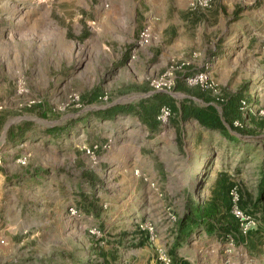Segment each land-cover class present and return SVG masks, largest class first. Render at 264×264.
I'll return each instance as SVG.
<instances>
[{
  "label": "rangeland",
  "instance_id": "obj_1",
  "mask_svg": "<svg viewBox=\"0 0 264 264\" xmlns=\"http://www.w3.org/2000/svg\"><path fill=\"white\" fill-rule=\"evenodd\" d=\"M196 1L0 0V112L7 114L0 127V251L10 253L1 264H162L158 247L174 264L169 214L180 218L188 200L206 202L219 173L242 200L245 243L201 233L178 246L175 257L188 264H264V129L257 126L264 118V0H209L206 7ZM186 10L201 17L195 27L185 22ZM142 26L149 40L139 47ZM187 66L212 70L218 92L244 88L251 102L241 126L249 133L228 140L187 123L180 149L174 130L166 131L145 144L156 190L132 185L124 171L134 144L126 131L135 120L116 117L95 126L80 118L100 105L135 100L138 93H117L125 83L154 80L166 88ZM169 70L172 76H165ZM93 87L100 99L85 103L81 96ZM7 121L30 123L21 140L4 141ZM54 125L64 129L48 135ZM98 134L101 142H91ZM112 142L99 162L95 149ZM102 164L114 182L98 185L103 228L82 196L92 191L85 174L102 172Z\"/></svg>",
  "mask_w": 264,
  "mask_h": 264
},
{
  "label": "trees",
  "instance_id": "obj_2",
  "mask_svg": "<svg viewBox=\"0 0 264 264\" xmlns=\"http://www.w3.org/2000/svg\"><path fill=\"white\" fill-rule=\"evenodd\" d=\"M202 70L203 69L200 68L192 69L183 72V75L194 74ZM181 77L182 76H180V78ZM183 83L184 82L173 83V90L176 89L184 93L190 92L191 95L201 99L206 104L198 105L192 100L186 99L181 100L178 106H176L172 96L163 91H156L139 99L135 103L114 104L106 108L95 109L91 111V113L102 119L120 113H133L151 129H155L157 127L155 115L159 108L165 105L171 112H179L181 119H194L200 126L209 130L218 131L226 138L230 139L234 137L229 134V131H235L239 134L249 133L247 129L241 126L243 123L241 101H244L245 103L248 101L242 97L240 89L233 93L218 92L217 94H212L210 90L203 89L198 85L186 87ZM148 90L149 89L145 86L141 88L131 86L121 88L117 93L123 94L129 91L147 92ZM98 92L99 91L93 87L88 93L82 95L81 98L85 103H93L99 95ZM35 106H29L27 107V110L34 112L41 118H45L47 116L45 109ZM6 116L7 114L0 112V127L3 125ZM235 123H238L239 125ZM29 124L28 121H23L8 126L5 130L4 141L13 142L21 140L24 137V133L29 129ZM257 126L264 128V118H260L259 121H257ZM61 130L62 126L54 125L47 127L45 132L52 136L56 135ZM219 176L221 178L218 181L217 188L214 189V199H209L207 204L203 205L197 201L188 199V201L185 202L183 214L176 223L173 247H177L195 230H203L206 234H212L222 242L228 240H242L243 235L240 233L239 228L241 221L231 211L232 201L230 189L234 185L222 173L219 174ZM240 202L242 203V200L238 199L237 206L242 208ZM91 210H95V213L98 212V210L94 209V206L92 205ZM172 255L173 254H171V258H173ZM180 264L184 263L181 262Z\"/></svg>",
  "mask_w": 264,
  "mask_h": 264
},
{
  "label": "crops",
  "instance_id": "obj_3",
  "mask_svg": "<svg viewBox=\"0 0 264 264\" xmlns=\"http://www.w3.org/2000/svg\"><path fill=\"white\" fill-rule=\"evenodd\" d=\"M183 13L186 14L185 22H188L189 26L191 25V26L195 27V24L198 23V21H200V19H201V17H199L197 14H195L192 11L186 10ZM203 21H204V19H202V22ZM84 33L85 32H83L81 34L83 35ZM78 38H79V35L76 37V39L78 40ZM142 46H145V45H142ZM142 46H139V47H142ZM212 54H214V53H212ZM215 56H217V55H215ZM198 68L199 67L187 66V67H185V69L183 71H190L192 69H198ZM203 70H205L209 75L212 74V70H207V69H203ZM182 75H183V72H181V74H178V75L175 76L174 84L183 82V81H181L182 78H180V76H182ZM174 84H173V86H174ZM131 86L132 87H136V88H141V87L145 86L149 90L147 92H140V91H129V92H126V93H130V92L131 93H138L139 95H136V99L135 100H128V101L123 102V103L112 102L110 104L97 106V107H95V109L106 108V107H109V106L114 105V104L135 103L139 99H142V98L146 97L147 95H149V94H151L153 92H156V91H163V92L168 93L170 96L173 97L174 103H175L176 106H178V104H179V102L181 100H186V99H190V100H192L193 102H195L198 105H205L206 104L201 99L196 98L195 96L191 95L190 92L184 93V92H181V91L176 90V89L173 90L174 89L173 86H172L170 91L169 90L165 91V90L152 89L151 87H149L147 81H143V82H139V83L128 82V83L123 84L120 88L131 87ZM185 86L186 87H191V86H187V85H185ZM239 89H240L242 97L247 99V101H248L247 103L251 102V98L248 97V95H247L246 91L244 90V88L242 87L243 90L241 91V87H240V88L237 89V91ZM222 92H225V91L222 90ZM233 92H236V91H233ZM233 92H230V93H233ZM227 93H229V92H227ZM175 94L177 96H175ZM97 99H100V97L98 96ZM97 99H96V101H97ZM96 101L93 102V103H96ZM95 109H92L91 111H93ZM91 111H90V113L87 116H84V117L80 116L81 117L80 121L85 120V119L86 120H91V123H94L95 126H99L101 124H106L108 121L115 120L116 117L125 118V119L130 117L131 119L135 120V123H134L135 126L128 128L127 131H126V134L131 139H133V143L134 144H133V147H132V153L130 152L131 153V157L129 159L130 161H129V164L127 166V171L126 170L124 171L125 172L124 175L127 178L126 182L131 183L132 185H136L138 182H140V184H146L147 188L151 189L152 191L153 190L155 191L156 187H153L154 185L151 186L150 183L155 184L156 180H155V177H154V174H153V170L148 168V166L153 167V159H151L149 157V155L151 153H150V151L147 150V148H148L147 146L148 145H145L147 143V141H149L150 144H155V142H158V140H160L163 137V135H164V133L166 131H170L171 129H173L174 130V141H175V144H176L177 147L182 149V146L185 144L184 138L187 135V132L184 131V126L187 123H191L195 127L194 128L195 131H198V132L206 131V132H211V133H217L221 137L226 138V137L222 136L218 131L209 130V129H206V128L200 126L194 119H185V120L181 119L180 116H179V112H171V115H170V117L168 119V123L165 125L164 129H162L159 126L158 122H157V127L155 129H151L148 125L143 123L141 121V119H139L133 113H120V114H115V115L110 116L108 118L102 119V118H98L95 115H93V113H91ZM155 120H156V118H155ZM63 129L64 128L62 127V130ZM262 129H264V128H262ZM229 134L233 135L234 137L230 138V139L227 138L228 140H236L239 135H242V136L243 135H248V134H239V133H236L235 131H229ZM100 136H102V134L96 135V138H93L94 141H91V142H94V143H96L97 141L101 142V141H99V140H101V139H99ZM107 136H111V133H107L105 135V137H107ZM196 136L197 135H195V138H197ZM105 137H104V140H103L104 142H105ZM98 144L100 145L101 143H98ZM114 144H115V142L114 143L112 142V144H109V146L106 149H102L101 146H99L98 149H95V152L97 153L96 156H97L99 162H101L103 160L102 159L103 155H105V154L107 155L108 153H111L112 149L115 147ZM124 149H123V152L126 151ZM102 165L104 166V169H102V172H101V169L98 168L99 171L97 169V172L91 171L90 173L85 174L87 176L84 177V181H85L86 184H88L89 187H92V191H91V193H89V195H82V196H83V201H86L84 205L86 206L85 208L88 211L87 213H89L90 216L95 217V219H98L99 223L102 225V228H103L104 227V217H103L102 214L104 213V211H103V209L100 208V200L96 199L97 197L101 196V194H103V193H102V189H100L101 187L99 188L98 185L108 184V183L110 185V184H112L114 182L110 181V176H111L112 173H110V174L107 173V175H105V169L108 170L109 166L107 167V164L106 165L102 164ZM103 170H104V172H103ZM219 174H221V173H219ZM219 174H218L217 179L211 185L209 198H207L206 202H204V203L202 202L201 205L207 204V201L209 199H214L213 198L214 197L213 194L215 192L214 189L217 188L218 181L221 178L219 176ZM222 174L226 176L225 173H222ZM105 176H106V178H105ZM103 178H105V179H103ZM227 179L230 180L229 177H227ZM141 181H142V183H141ZM76 192H77V194H75L74 197H76L77 198L76 200L79 201L80 200V195H79L78 190H76ZM78 205H80V201H79ZM91 205L94 206V209L98 210L97 213L94 212L95 210H91ZM136 216H137V214H136ZM178 219H179V216L177 217V220ZM135 220H137V219H134V221ZM177 220L175 221V226L173 228L171 226V230L174 229L173 230V234H175V229H176L175 227H176ZM135 228H136V226H135ZM201 233L206 234L203 230H195L183 242H181L178 246H180L182 243H186V241H188L193 235H199ZM263 237H264V232H263ZM216 240L219 241L220 243H227L228 241H233V240H228V241L222 242L221 240H219L217 238H216ZM233 242L237 243V244L238 243L242 244V243H245V240L243 239V236H242V240L241 241H233ZM142 247H144V246H142ZM177 247H173V244H172L171 253H173V255H172L173 258L172 259L174 260V264H180L181 262H183L184 264H188L182 258H176L175 257V253H176ZM138 248H141V247H138ZM7 253L10 255L9 250L0 251V259H1L0 261H3L5 259V256H6ZM101 253H102V258H104L105 263H108L109 260H108V257L106 255V252H101ZM72 261H74L73 264H79V263L76 262V261H79L77 259H73ZM84 263L85 262L82 261V264H84ZM44 264H45V261H44ZM47 264H52V263L49 261V263H47ZM56 264H58V263H56Z\"/></svg>",
  "mask_w": 264,
  "mask_h": 264
},
{
  "label": "built area",
  "instance_id": "obj_4",
  "mask_svg": "<svg viewBox=\"0 0 264 264\" xmlns=\"http://www.w3.org/2000/svg\"><path fill=\"white\" fill-rule=\"evenodd\" d=\"M208 2H209V0H197L195 4H197L198 6H201V7H206V6H208ZM148 40H149L148 27L147 26H143L138 31V34H137V45H139V46L145 45V44L148 43ZM165 76H172V71L169 70V71L165 72ZM181 78H182L184 84L187 85V86L198 85V86H200L203 89L210 90V92L212 94H217L218 93V91L214 88V85H213L210 77L208 76V73L205 70L196 72L194 74L182 75ZM171 84L172 83H170V85ZM148 85L152 89L165 90V91H168L167 89H170V87L173 86V85L172 86L167 85L166 88H163V85H161L160 81H154V80H151L150 82H148ZM72 99L75 100V101L78 100L77 96H74ZM245 104L246 103L244 101H241L242 112L244 111ZM170 115H171V111H170V109L167 106L163 105V106H161L159 108L157 114L155 115V118H156L159 126L162 129H164L165 125L168 123V119H169ZM97 146H98L97 144H93L91 146V151H89L88 149H86L85 151L87 153L92 154L94 149L97 148ZM108 146H109L108 143L101 145L102 148H106ZM150 185L152 186L154 184L150 183ZM230 195H231V201H232L231 211L240 220L241 213H240V210L237 208L238 198H237V194L234 191V187H232L230 189ZM67 209L69 210L70 213L74 212V209L71 206L68 207ZM169 216H170L171 221H176L177 220L176 215L169 214ZM138 226H139L138 228H141V229L146 228L148 230H151V226L149 224H147V223H143V225L139 223ZM0 242L1 243L3 242L2 239H0ZM156 253H157L158 260H160L162 264H169V257H168V255L166 253L165 248L158 247Z\"/></svg>",
  "mask_w": 264,
  "mask_h": 264
},
{
  "label": "water",
  "instance_id": "obj_5",
  "mask_svg": "<svg viewBox=\"0 0 264 264\" xmlns=\"http://www.w3.org/2000/svg\"><path fill=\"white\" fill-rule=\"evenodd\" d=\"M9 124H10V121H7V123L4 126V129H6Z\"/></svg>",
  "mask_w": 264,
  "mask_h": 264
}]
</instances>
